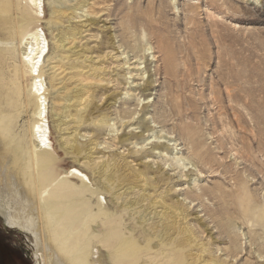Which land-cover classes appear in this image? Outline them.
Segmentation results:
<instances>
[{"label": "rangeland", "instance_id": "1", "mask_svg": "<svg viewBox=\"0 0 264 264\" xmlns=\"http://www.w3.org/2000/svg\"><path fill=\"white\" fill-rule=\"evenodd\" d=\"M48 1L37 25L52 44L43 73L55 109L74 113L82 84L95 92L91 113L78 127L80 156L57 147L61 134L74 136L73 119H64L60 134L51 122L59 168L79 160L91 179L85 192L64 191L57 200L65 216L68 206L95 214L89 222L94 234H84L81 221L73 224L75 234L86 236L90 254L100 250L114 264H191L188 253L219 264H264V0ZM55 6L60 11L52 13ZM11 21L13 15L4 30L0 23V105L6 123L15 122L17 133L26 136V152L37 106L24 89L28 83L31 89V79L19 82V98L17 82L10 81L21 58L18 35L7 42ZM62 32L68 39L58 48L53 44ZM149 45L152 53L144 51ZM27 98L34 106L22 111ZM101 117L106 120L98 124ZM150 136L171 138L173 146L146 145ZM105 164L101 182L108 192L97 183V169ZM143 188L147 196L140 199ZM163 199L187 221H179L172 242L154 248L165 226L148 213L152 202ZM99 204L110 217L100 216ZM183 224L191 232L182 233ZM190 233L196 245L182 252L176 245ZM4 242L24 255L12 264H38L33 239L7 227L0 215V259ZM123 242L136 244L128 258L118 252Z\"/></svg>", "mask_w": 264, "mask_h": 264}, {"label": "bare ground", "instance_id": "2", "mask_svg": "<svg viewBox=\"0 0 264 264\" xmlns=\"http://www.w3.org/2000/svg\"><path fill=\"white\" fill-rule=\"evenodd\" d=\"M46 1L48 0H0V23L4 25L3 30L6 29L9 17L13 15V21L10 22L11 32H7V36L11 38L7 42L18 35L21 49L20 64L16 65L14 76L10 81L13 80L14 84L17 82L15 93L19 98L23 92V83L20 84L19 82L24 79H31V89L29 83L24 86V89L29 88L28 92L34 95L37 106L34 121L29 128L32 146L25 152L26 136L22 132L17 133V129L14 128L15 122L6 123V117H3L4 111L0 105V215L4 218L7 227L33 239L35 259L38 264H114L110 257L105 256L100 250L90 254L89 243L83 241L86 236L83 237L74 233L73 224H78L81 221L83 233L86 235L94 234L97 230L89 222L95 218V214H85L84 211L73 212L68 206L67 211L69 212L65 216V213L59 209L60 203L57 202L59 198H62V195H58V193L66 191V194L70 195V193L85 192L87 190L86 183L90 182L91 179L87 168L81 165L79 160H74L67 169L59 168V159L51 152L53 150L51 122L58 123L54 128L60 134L64 131L62 127L68 123L64 119H73L72 122L76 125L74 136L71 137L72 139H65L61 134L60 140L57 141V147L62 149L66 155L80 156L81 146L78 145V137L80 136L78 127L86 123L87 117L91 113L95 92L92 91L90 85L82 84L81 89L76 87L78 92L75 96L77 103L76 108L73 109L74 113L66 115V113L57 112L55 109L54 100L51 101L50 97V86H48L50 82L48 83L43 73V67L52 54V44L44 30L37 25L41 18L46 17ZM56 3L60 5L62 2L57 0ZM50 11L57 13L60 11V6L52 7ZM67 35L66 32L60 33L58 40L53 45L58 48L63 47L62 44L68 39ZM7 49L10 51L9 48ZM152 49L153 47L149 45L145 47L144 51L150 52ZM29 106H34V104L29 105L27 98V101L23 102L21 110L23 111ZM55 110L56 114L55 112L52 113ZM56 115L59 118L56 121H51ZM104 120L106 119L101 117L97 123L104 122ZM146 131L147 129L141 131V134ZM151 138L152 140H150ZM147 139L146 145L166 143L167 145H163L166 150H169V146H173L170 143L174 141L171 138L167 142L160 141L166 139L162 136H150ZM91 143L94 144L93 141ZM94 145L93 148H96L97 145ZM104 167L106 164L101 167V170L97 169L99 171L97 183L101 185L103 191L108 192V185L105 186L101 182L104 173H106L103 170ZM113 171L116 172L115 166ZM141 177L140 174H137V179ZM107 178L108 183L113 185L116 175L111 172ZM142 190L144 193L140 199L147 196V190L145 188ZM140 199L130 201V206L137 205ZM66 204L64 203L63 206ZM158 205L163 208L161 212L156 211ZM150 207L152 208L148 215L160 217L159 223L165 226L164 232L156 236L160 239L153 244V247L157 248L162 244L172 242L170 234L178 232L180 222L187 221V216L182 210L179 212L178 206L168 204L166 199L154 201ZM96 208L100 216H111V211L103 208L102 205L99 204ZM153 210L155 211L152 212ZM182 216L183 220L181 219ZM164 218L170 219L169 222L164 223ZM181 231L182 233L191 232L186 224H183ZM195 240V234L190 233L186 240H180L176 246L183 250L186 245H196ZM134 249H136L134 242H123L118 252H121V258H128L130 256L129 251L132 252ZM189 256L193 257V264H219L213 258L205 260L201 254L188 253ZM114 261L115 264L127 263L121 259L117 261L114 259Z\"/></svg>", "mask_w": 264, "mask_h": 264}, {"label": "trees", "instance_id": "3", "mask_svg": "<svg viewBox=\"0 0 264 264\" xmlns=\"http://www.w3.org/2000/svg\"><path fill=\"white\" fill-rule=\"evenodd\" d=\"M4 246L6 247V251H5V255L1 256L2 259H0V264H12L11 262L12 258H14L17 255L19 256L21 260L23 259V256H24L23 253H21L20 251L16 252L11 247V245H8L6 243L4 244Z\"/></svg>", "mask_w": 264, "mask_h": 264}]
</instances>
